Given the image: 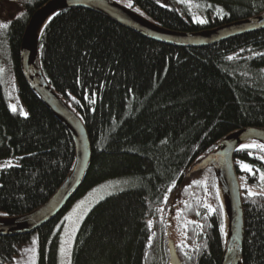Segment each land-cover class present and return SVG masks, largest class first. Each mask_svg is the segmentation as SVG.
<instances>
[{
    "label": "trees",
    "instance_id": "16d2710c",
    "mask_svg": "<svg viewBox=\"0 0 264 264\" xmlns=\"http://www.w3.org/2000/svg\"><path fill=\"white\" fill-rule=\"evenodd\" d=\"M50 1L0 2L1 16L13 13L6 18L5 36L26 111L21 115L10 109L0 78V162L16 161L0 170V218L22 217L45 205L75 166L70 132L30 87L21 66L29 21ZM114 1L181 33L213 30L264 13V0ZM198 14L205 23L195 20ZM38 58L45 81L82 120L91 142L90 168L70 206L108 180L130 181L128 189L89 212L72 264H170V241L181 264H221L224 213L216 172L208 167L187 175L230 134L264 129V30L202 48L176 47L97 12L73 8L46 26ZM262 155L251 149L235 155L245 218L242 264H264V161L257 158ZM239 162L253 166L254 174ZM176 201L178 243L170 236ZM67 210L31 235L0 237V264H14L33 239L38 264H60Z\"/></svg>",
    "mask_w": 264,
    "mask_h": 264
},
{
    "label": "water",
    "instance_id": "95a60500",
    "mask_svg": "<svg viewBox=\"0 0 264 264\" xmlns=\"http://www.w3.org/2000/svg\"><path fill=\"white\" fill-rule=\"evenodd\" d=\"M73 8L97 12L147 39L176 47L202 48L264 30V13L213 30L181 33L160 27L114 0H51L39 9L30 19L22 39L21 66L30 87L70 132L76 147V161L70 177L45 205L22 217L0 218V237L31 235L64 213L79 193L90 168L92 147L86 127L45 81L38 58V46L46 26L59 13ZM37 66L42 80L35 75ZM250 141L264 143V129L246 128L230 134L187 175L191 177L208 167L216 172L224 213L225 250L221 264H242L243 260L245 218L235 155L241 145ZM169 253L170 264H181L172 241L169 242Z\"/></svg>",
    "mask_w": 264,
    "mask_h": 264
},
{
    "label": "rangeland",
    "instance_id": "374dc122",
    "mask_svg": "<svg viewBox=\"0 0 264 264\" xmlns=\"http://www.w3.org/2000/svg\"><path fill=\"white\" fill-rule=\"evenodd\" d=\"M3 0H0V2ZM198 6V5H197ZM197 11V7H194ZM15 11V10H14ZM15 13V12H14ZM3 14V13H2ZM13 13L7 12L6 15L1 16L0 7V23H7L6 18H10L9 15ZM201 16L200 14H198ZM204 20V17L195 18L196 21ZM0 78L5 90V95L12 110L15 107V113L21 115H26V111L19 100V95L17 93V85L15 77L13 74V68L10 62L8 54L7 39L5 36V28H0ZM13 111V110H12ZM14 112V111H13ZM260 150V149H259ZM16 161L14 159H6L0 162V170L14 166ZM130 181L125 179H112L108 180L96 187L92 188L90 191L78 198L67 210L63 217V224L61 227L60 239L61 245L66 249V253H61L60 251V264H72V256L75 241L78 232L81 228L82 223L89 214V212L101 201L107 197L114 195L129 188ZM241 186V183H240ZM219 192V187H218ZM174 223L171 226V239L178 243L181 240L178 226V213L180 211L179 202L176 201L173 206ZM31 249V251H29ZM14 264H38V244L36 239H33L30 243L25 245L22 249L21 256L17 257Z\"/></svg>",
    "mask_w": 264,
    "mask_h": 264
},
{
    "label": "snow or ice",
    "instance_id": "6c2138e0",
    "mask_svg": "<svg viewBox=\"0 0 264 264\" xmlns=\"http://www.w3.org/2000/svg\"><path fill=\"white\" fill-rule=\"evenodd\" d=\"M199 23H205L206 21L204 20H198ZM8 27V24L7 23H0V28H7ZM229 59H231V57H229ZM14 112L16 111L15 107H13L12 109ZM245 149H260L262 152H264V144H244V145H241L240 149L239 150H245ZM249 155H252L251 151H249L248 153ZM258 159H260L261 161H264V155L262 156H259L257 157ZM240 165H241V169L242 170H245L249 173H253V166L247 164V163H243V162H239ZM256 171H259V169H257ZM260 179L261 181H264V172H261L260 173ZM251 194V193H250ZM209 207V210L210 211H214V209H211L210 206ZM0 215H4L3 213H0ZM29 251H31V249H29ZM60 251L61 253H66V249L61 247L60 248Z\"/></svg>",
    "mask_w": 264,
    "mask_h": 264
},
{
    "label": "bare ground",
    "instance_id": "6f19581e",
    "mask_svg": "<svg viewBox=\"0 0 264 264\" xmlns=\"http://www.w3.org/2000/svg\"><path fill=\"white\" fill-rule=\"evenodd\" d=\"M35 75H36V77H37L39 80H42V76H41V72H40V68H39V66H37V68H36V70H35ZM253 143H255V144H264V143L256 142V141H250V142H246V143H244V144H253ZM244 144H243V145H244Z\"/></svg>",
    "mask_w": 264,
    "mask_h": 264
}]
</instances>
